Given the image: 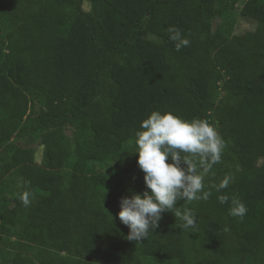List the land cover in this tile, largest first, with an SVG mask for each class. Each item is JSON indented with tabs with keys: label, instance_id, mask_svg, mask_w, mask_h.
<instances>
[{
	"label": "trees",
	"instance_id": "16d2710c",
	"mask_svg": "<svg viewBox=\"0 0 264 264\" xmlns=\"http://www.w3.org/2000/svg\"><path fill=\"white\" fill-rule=\"evenodd\" d=\"M240 1L0 0V264H264V0L235 35ZM153 111L207 120L224 147L209 198L176 205L196 227L165 212L136 243L116 215L147 190L135 138Z\"/></svg>",
	"mask_w": 264,
	"mask_h": 264
},
{
	"label": "clouds",
	"instance_id": "9594fccd",
	"mask_svg": "<svg viewBox=\"0 0 264 264\" xmlns=\"http://www.w3.org/2000/svg\"><path fill=\"white\" fill-rule=\"evenodd\" d=\"M169 38L176 42V50L187 47L190 41L179 29L169 27ZM142 131L136 133L134 154L137 166L144 173L147 190L133 193L119 200L116 218L128 228L127 240L143 241L158 228L162 213L171 212L180 220L184 230L196 227L195 213L191 209L178 210L179 201L207 200L211 192L205 191L204 178L219 163L223 140L216 128L207 120L194 118L186 121L171 112L153 111L141 121ZM170 160V162H166ZM229 178L225 177L216 191L226 189ZM31 193L24 191L20 200L31 203ZM221 204L228 202L227 195H219ZM248 209L238 198H233L229 215L243 218ZM113 221V217L109 215Z\"/></svg>",
	"mask_w": 264,
	"mask_h": 264
},
{
	"label": "rangeland",
	"instance_id": "374dc122",
	"mask_svg": "<svg viewBox=\"0 0 264 264\" xmlns=\"http://www.w3.org/2000/svg\"><path fill=\"white\" fill-rule=\"evenodd\" d=\"M245 0H241L237 7H236V17H235V22H234V26H233V29H232V33L237 35V34H242V33H245V32H252L254 31V28H255V23L254 21L252 20H248V19H245V18H242L240 17V10L242 8V5L244 3ZM88 4L87 3H84L83 5V8L85 10L88 9ZM66 135L70 136V132H66ZM18 145L22 146L23 143H19ZM33 148L35 150V155H34V160L36 163H39L40 162V159H41V152H42V144H37V145H33ZM263 162V160H260V164ZM230 177V175L228 176V178ZM7 191L4 187V185L1 183L0 181V205L3 203V202H6L7 200ZM8 207L11 208V205L8 204Z\"/></svg>",
	"mask_w": 264,
	"mask_h": 264
}]
</instances>
